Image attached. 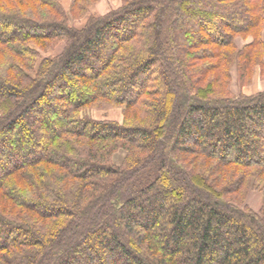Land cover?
<instances>
[{
	"label": "trees",
	"instance_id": "obj_1",
	"mask_svg": "<svg viewBox=\"0 0 264 264\" xmlns=\"http://www.w3.org/2000/svg\"><path fill=\"white\" fill-rule=\"evenodd\" d=\"M98 1L0 0V264H264V0Z\"/></svg>",
	"mask_w": 264,
	"mask_h": 264
},
{
	"label": "rangeland",
	"instance_id": "obj_2",
	"mask_svg": "<svg viewBox=\"0 0 264 264\" xmlns=\"http://www.w3.org/2000/svg\"><path fill=\"white\" fill-rule=\"evenodd\" d=\"M120 4V0H99L98 3L93 6V8L91 9V12L93 14H97V15H103L106 14L109 10L118 7ZM64 7L67 9L68 8V1H64L63 2ZM77 26H80L81 22H76L75 23ZM238 43L241 44L242 41L238 40ZM61 50V47H59L57 50L55 51H49V54H56L57 52H59ZM262 74L261 71H259V69H257L254 77H252V82L243 87V92L250 94V93H254L257 91H263L264 90V70H262ZM231 75H232V90L235 94L239 93V86L237 85V81H236V75H235V71L232 70L231 71ZM90 115L94 118L97 119H112L115 121H121L122 119V115H121V111L119 109H112V110H108V111H101V110H91L90 111ZM123 152L118 153L117 155H115V163H119L121 158H122ZM247 204L249 205L250 208H253L255 210H258L261 204V193L257 190H252L248 197H247Z\"/></svg>",
	"mask_w": 264,
	"mask_h": 264
},
{
	"label": "crops",
	"instance_id": "obj_3",
	"mask_svg": "<svg viewBox=\"0 0 264 264\" xmlns=\"http://www.w3.org/2000/svg\"><path fill=\"white\" fill-rule=\"evenodd\" d=\"M263 38H264V30H263ZM253 209V208H252ZM255 210V209H254Z\"/></svg>",
	"mask_w": 264,
	"mask_h": 264
}]
</instances>
